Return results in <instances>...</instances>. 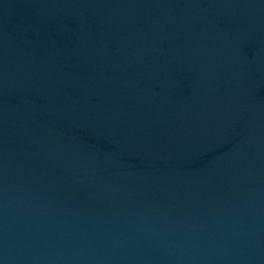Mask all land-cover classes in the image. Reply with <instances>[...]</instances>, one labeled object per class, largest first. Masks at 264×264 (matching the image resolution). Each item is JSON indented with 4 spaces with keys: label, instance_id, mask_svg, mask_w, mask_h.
I'll return each mask as SVG.
<instances>
[{
    "label": "water",
    "instance_id": "obj_1",
    "mask_svg": "<svg viewBox=\"0 0 264 264\" xmlns=\"http://www.w3.org/2000/svg\"><path fill=\"white\" fill-rule=\"evenodd\" d=\"M0 264H264V0H0Z\"/></svg>",
    "mask_w": 264,
    "mask_h": 264
}]
</instances>
